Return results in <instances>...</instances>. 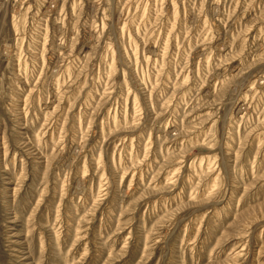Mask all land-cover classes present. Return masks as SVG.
<instances>
[{
  "label": "rangeland",
  "instance_id": "obj_1",
  "mask_svg": "<svg viewBox=\"0 0 264 264\" xmlns=\"http://www.w3.org/2000/svg\"><path fill=\"white\" fill-rule=\"evenodd\" d=\"M0 264H264V0H0Z\"/></svg>",
  "mask_w": 264,
  "mask_h": 264
}]
</instances>
